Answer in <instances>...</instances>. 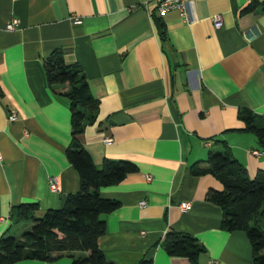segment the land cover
I'll return each mask as SVG.
<instances>
[{"label":"crops","instance_id":"obj_1","mask_svg":"<svg viewBox=\"0 0 264 264\" xmlns=\"http://www.w3.org/2000/svg\"><path fill=\"white\" fill-rule=\"evenodd\" d=\"M251 1L188 0L183 16L178 9L158 14L154 0H0V236L20 222L11 216L18 204L37 202L41 214L80 189L66 156L68 85H48L43 68L44 58L60 49L67 62L79 64L99 102L95 122L79 135L93 163L100 167L108 157L137 166L100 189L119 202L104 214L98 237L107 261L189 264L161 244L172 228L204 244L199 264H253L245 231L222 229L221 207L205 198L222 183L190 169L224 142L250 177L264 169V149L238 117L240 107L264 115V8L246 9ZM216 13L220 27L210 18ZM13 17L19 25L7 30ZM14 264H72V258Z\"/></svg>","mask_w":264,"mask_h":264},{"label":"trees","instance_id":"obj_2","mask_svg":"<svg viewBox=\"0 0 264 264\" xmlns=\"http://www.w3.org/2000/svg\"><path fill=\"white\" fill-rule=\"evenodd\" d=\"M262 4L264 0H252L246 9ZM158 34L166 41L165 25L157 19ZM48 85L66 83L63 94L69 100L71 144L66 149L68 161L78 172L80 189L69 192L61 207L47 208L37 214V202H24L12 208L16 221L32 219L30 229L16 235L0 236V264H14L19 260L34 258L52 260L62 254L72 258V264H110L98 246V237L105 232L104 214L115 209L119 202L104 197L100 189L121 182L137 170L127 159L105 157L96 166L83 147L79 135L88 124L95 122L98 99L78 63L67 62L62 50H53L43 60ZM238 117L244 122V130L254 133L264 149V115L247 107L238 109ZM194 175L211 174L223 185L221 189L210 187L205 198L222 209L221 228L227 231H245L251 247L253 264H264V169L253 177L245 166L231 153L224 142L222 150L210 149L205 163L191 166ZM163 248L172 255L185 256L189 264H199L206 247L194 235L169 229L161 241ZM76 252H85L76 255ZM138 264H152L142 259Z\"/></svg>","mask_w":264,"mask_h":264},{"label":"built area","instance_id":"obj_3","mask_svg":"<svg viewBox=\"0 0 264 264\" xmlns=\"http://www.w3.org/2000/svg\"><path fill=\"white\" fill-rule=\"evenodd\" d=\"M188 0H154L157 13L162 15L166 13L170 9H178V11L185 16V3ZM214 23L215 27H220L222 25V17L220 13L212 14L210 17ZM19 25V20L16 17L11 18L9 21L6 22L5 28L7 30L15 29ZM16 110L10 109L7 116L10 119H14L16 117ZM105 141L111 140L110 137L104 138ZM257 152V151H255ZM3 160V157L0 155V162ZM147 179H151V176L149 174L146 175ZM49 186L51 189L56 190L58 188V180L57 177L52 175L48 179ZM139 204H145V200H141ZM181 208L188 209L190 207V202H182L180 204ZM209 264H218L217 260H210Z\"/></svg>","mask_w":264,"mask_h":264},{"label":"rangeland","instance_id":"obj_4","mask_svg":"<svg viewBox=\"0 0 264 264\" xmlns=\"http://www.w3.org/2000/svg\"><path fill=\"white\" fill-rule=\"evenodd\" d=\"M31 223H32L31 218L14 223L12 226L13 228L10 231V235L20 236L22 232L30 229Z\"/></svg>","mask_w":264,"mask_h":264}]
</instances>
